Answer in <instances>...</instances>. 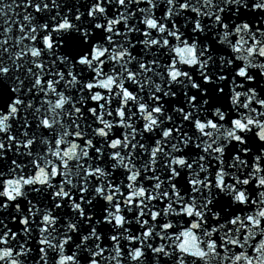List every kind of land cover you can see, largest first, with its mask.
Wrapping results in <instances>:
<instances>
[{"label": "snow or ice", "instance_id": "6c2138e0", "mask_svg": "<svg viewBox=\"0 0 264 264\" xmlns=\"http://www.w3.org/2000/svg\"><path fill=\"white\" fill-rule=\"evenodd\" d=\"M0 264H264V0H0Z\"/></svg>", "mask_w": 264, "mask_h": 264}]
</instances>
